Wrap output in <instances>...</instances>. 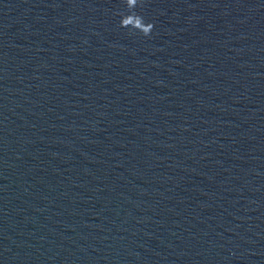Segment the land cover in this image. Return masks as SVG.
Instances as JSON below:
<instances>
[{"label":"water","instance_id":"obj_1","mask_svg":"<svg viewBox=\"0 0 264 264\" xmlns=\"http://www.w3.org/2000/svg\"><path fill=\"white\" fill-rule=\"evenodd\" d=\"M0 264H264V0H0Z\"/></svg>","mask_w":264,"mask_h":264}]
</instances>
